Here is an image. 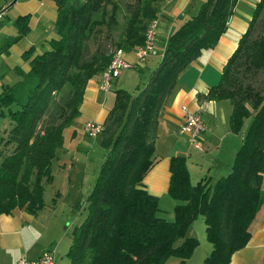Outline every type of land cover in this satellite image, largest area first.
Masks as SVG:
<instances>
[{
    "label": "trees",
    "instance_id": "16d2710c",
    "mask_svg": "<svg viewBox=\"0 0 264 264\" xmlns=\"http://www.w3.org/2000/svg\"><path fill=\"white\" fill-rule=\"evenodd\" d=\"M160 1L55 0L56 35L49 47L25 50L29 69H17L20 78L0 91V113L10 119L0 131V213L22 208L36 214L45 206L63 130L79 116L88 80L102 73L117 48L128 51L144 42ZM235 2L202 1L171 32L147 83L133 95L116 90L99 133L104 158L85 198V215L71 232L69 264H164L170 256L184 261L198 245L187 230L199 214L212 245L203 264H228L247 243L264 200V0L253 7L219 81L200 95L230 100L234 132L251 117L231 171L214 182L203 177L193 184L184 157L172 156L168 192L178 202L171 220L160 214L157 196L142 182L158 161L155 121L179 72L217 43ZM28 18L14 20L17 33L3 50L27 32Z\"/></svg>",
    "mask_w": 264,
    "mask_h": 264
},
{
    "label": "crops",
    "instance_id": "0c3cea01",
    "mask_svg": "<svg viewBox=\"0 0 264 264\" xmlns=\"http://www.w3.org/2000/svg\"><path fill=\"white\" fill-rule=\"evenodd\" d=\"M10 1L3 0L0 4V8L5 9L0 20V91L2 85L12 84L20 78L17 69L24 71L29 69L28 61L23 58L24 51L33 46L34 53H39L49 47V40L56 35L54 29L55 0H50L51 9L47 8L48 4L44 0H15L14 3L8 5ZM202 1L204 0H161L155 27V53L137 62L134 49L124 51V58L134 64L123 69L120 75L113 79L107 91L100 88L102 73L88 80L80 105V114L71 125L63 130V142L53 162V174L55 171L69 172L76 167L77 171H83L81 177H85L84 171L90 160L89 153L97 148L96 146H103L100 142V134L89 136L84 132V123L91 120L103 125L108 111L115 103L116 90L119 88L114 91V97L109 94L110 90L114 85H120V88L126 85L125 82L129 75L132 79H137L138 75L131 72L133 68L138 70L144 68L149 73V80L161 59L171 32L187 17L195 14ZM257 1L236 0L226 31L220 35L212 48L202 50L196 59L179 72L177 82L156 118L154 152L158 161L149 169L142 182L148 192L157 196L160 214L163 216L162 212L169 214L172 218L173 208L178 202L168 192L172 156L184 157L190 181L193 184L203 177H209L211 182H214L231 171L234 156L242 143L246 130L234 132L230 129L229 116L232 110L230 100L206 99L200 95L206 94L209 87L219 81L223 66L237 46L238 38L247 28L251 11ZM22 14L29 15L28 30L5 51L3 50L5 40L17 33L14 20ZM38 25L41 32L36 38H29L28 31ZM136 87L137 90L134 93L126 88L125 90L133 95L139 89V86ZM182 106H187L197 112L205 124V130L201 136V149L195 148L188 136L181 131ZM9 125V117L0 113V131ZM104 153L105 148L100 163L103 161ZM96 168L92 172L93 176L95 171L98 173ZM53 183L54 179L52 186ZM93 184L94 182L90 189ZM261 188L264 194V174H262ZM57 189H55L56 193H58ZM45 202V206L36 214L22 208L0 213V264H16L21 257L33 260L46 250L54 251V264H69L67 251L71 242L72 230L70 232L62 226L63 219L55 209L56 199L52 198L49 202L46 200ZM167 214L164 217L167 218ZM198 216L188 227L189 236L198 239V245L190 257L184 261L177 259L178 257H173L174 259L169 257L164 264H188L187 262L203 264L212 245L203 229L205 220L203 223V218ZM249 229L250 237L247 243L231 254L228 264H264V200L251 221ZM193 256L194 261H190Z\"/></svg>",
    "mask_w": 264,
    "mask_h": 264
},
{
    "label": "rangeland",
    "instance_id": "374dc122",
    "mask_svg": "<svg viewBox=\"0 0 264 264\" xmlns=\"http://www.w3.org/2000/svg\"><path fill=\"white\" fill-rule=\"evenodd\" d=\"M47 2V8H50V0H44ZM12 1L9 2L8 5L11 4ZM3 3V0L0 1V4ZM8 19V18H7ZM52 24V23H51ZM39 25L38 27H35L33 29H30L27 33L29 38H36L38 34L41 32L39 31ZM132 73H135L139 76H137V79H132V76L129 75L128 78L126 79V85L121 86L123 89H127L129 92L134 93L135 90H137L136 86H139L138 88H141L145 85V83L148 80L149 73L146 71L144 68L142 69H137L133 68L131 70ZM139 80H141V83H139ZM120 85H114L112 89L110 90L109 94L113 95L114 97V91L119 87ZM251 120V117L246 118L245 123L242 127V131L246 130L247 125L249 124ZM97 140V139H96ZM97 148H94L89 153V163L87 169L84 171L85 177H81L83 174V171H77L78 169L76 167H73L69 172L68 171H55L54 175V183L53 186L51 184L46 185L45 187V192H44V197L47 202L50 201V199L54 198L56 199V206L55 209L57 210L58 215H60L63 219L62 221V226L69 230L74 228L76 224H78L79 221L82 220V218L85 215V198L87 194L90 192V187L93 182L96 180V176L98 173L95 171V175H92L93 170H95V166H97V170L99 171L100 169V158L102 157V153L104 148L101 146H96ZM85 154V153H84ZM82 170V169H81ZM97 171V172H98ZM55 185V186H54ZM57 189L58 193L55 192V189ZM160 207V206H159ZM167 209V208H166ZM165 209V210H166ZM164 216H166L167 213L162 212ZM167 218L171 220L170 215L167 214ZM173 216V212H172ZM198 217L203 218V223H204V216L199 214ZM203 229L205 230V224ZM196 232L198 230L195 228ZM187 235H190V232L188 230ZM193 235V234H191ZM171 259H174L173 257L175 256H170ZM177 258V257H176ZM179 259V258H177ZM191 259V258H190ZM194 256L192 260L194 261ZM180 260V259H179ZM171 261V260H169ZM190 264V262H187ZM193 263V262H191Z\"/></svg>",
    "mask_w": 264,
    "mask_h": 264
},
{
    "label": "built area",
    "instance_id": "2783aa9c",
    "mask_svg": "<svg viewBox=\"0 0 264 264\" xmlns=\"http://www.w3.org/2000/svg\"><path fill=\"white\" fill-rule=\"evenodd\" d=\"M4 7L0 8V20L4 15ZM155 27L156 20H152L146 29L145 39L141 45L134 48L136 61L140 62L146 58L147 55L155 53ZM134 63L124 58V50L117 48L108 66L102 71V78L100 88L107 91L115 77L119 76L123 69L132 66ZM183 121L181 124V131L184 132L190 143L198 149L202 148L201 136L205 130V124L200 115L189 109L187 106H182ZM103 129V125L95 121L88 120L83 125L84 132L89 136L98 135ZM55 253L52 250L44 251L38 258L30 260L26 257H21L16 264H54Z\"/></svg>",
    "mask_w": 264,
    "mask_h": 264
},
{
    "label": "water",
    "instance_id": "95a60500",
    "mask_svg": "<svg viewBox=\"0 0 264 264\" xmlns=\"http://www.w3.org/2000/svg\"><path fill=\"white\" fill-rule=\"evenodd\" d=\"M11 1H12L11 4L15 2V0H11ZM11 4H10V5H11Z\"/></svg>",
    "mask_w": 264,
    "mask_h": 264
},
{
    "label": "bare ground",
    "instance_id": "6f19581e",
    "mask_svg": "<svg viewBox=\"0 0 264 264\" xmlns=\"http://www.w3.org/2000/svg\"><path fill=\"white\" fill-rule=\"evenodd\" d=\"M5 12V11H4Z\"/></svg>",
    "mask_w": 264,
    "mask_h": 264
}]
</instances>
